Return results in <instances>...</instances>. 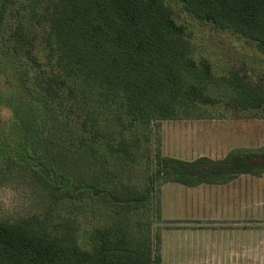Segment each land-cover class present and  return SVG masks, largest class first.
<instances>
[{"label":"trees","instance_id":"16d2710c","mask_svg":"<svg viewBox=\"0 0 264 264\" xmlns=\"http://www.w3.org/2000/svg\"><path fill=\"white\" fill-rule=\"evenodd\" d=\"M180 2L193 17L248 39L264 53V0ZM13 10L19 20L14 31L7 24ZM27 64L36 65L32 81ZM4 72L7 78L1 83L9 82L0 85V112L7 113V119L0 118V146L17 151L22 164L30 163L48 184L63 189L74 190L75 179L41 163L29 149L39 128L56 126L50 101L42 100L45 115L39 121L34 120L33 101L28 109L21 106L25 90L36 98L39 80L42 85L48 82L49 90L66 78L95 87L107 109H116V117L126 118L129 128L174 118L180 111L210 117L209 108L218 106L230 114L264 109L262 77L253 79L240 70L214 75L207 60L194 58L186 26L165 0H0L1 75ZM85 126L76 130L86 133L81 136L85 143L101 145L96 126ZM111 140L104 141L105 151L131 157L128 140L121 138L116 145ZM160 165L172 182L224 183L243 173L264 172V150H234L219 160L190 162L162 157ZM90 189L96 197L114 200L107 189ZM152 193L147 185L131 195L124 200L125 210L146 206ZM57 216L48 210L45 216L0 219V264H163L160 233L152 244L138 238L128 224H105L90 228L83 243L78 227Z\"/></svg>","mask_w":264,"mask_h":264},{"label":"rangeland","instance_id":"374dc122","mask_svg":"<svg viewBox=\"0 0 264 264\" xmlns=\"http://www.w3.org/2000/svg\"><path fill=\"white\" fill-rule=\"evenodd\" d=\"M165 2L176 20L186 26L194 58L207 60L214 75L224 77L231 71L240 70L253 79L260 76L264 80V53L253 42L193 17L180 0ZM13 13L14 10L7 24L14 31L19 20ZM8 37L9 34L5 33L4 38ZM28 67L32 81L36 65ZM37 73H40L39 69ZM6 78L5 72L0 73V85L6 87L4 83L7 85L9 80L1 83ZM77 79L66 78V83L57 84V89L50 90L48 82L42 85L39 80L40 90L36 98L25 90L22 96L26 98L20 99L25 109L32 106L33 101L35 121L44 118L42 100L51 102L56 126L39 128L32 136L36 138L32 143L33 149H29L41 163L58 174L72 176L75 179L74 190L48 184L34 166L19 161L15 156L17 151L0 146V219L20 220L34 214L45 216L49 210L51 217L62 214L70 219L78 227L83 243L90 228L95 231L105 224H128L138 238L152 244L157 233L163 237L164 230L188 223L258 227L262 238L264 172L259 175L243 173L224 183L203 182L190 186L166 179L160 163L162 157L190 162L200 158L219 160L234 150H264V109L230 114L218 106L209 108L210 117L182 114L180 111L181 115L174 118L142 128H129L124 124L128 122L126 118L119 120L116 117V109L113 112L107 109L99 90ZM56 90L59 94H54ZM225 98L226 95L222 97ZM6 114L0 112V118L7 119ZM83 124L86 125L83 127L85 130L96 126V137L101 140V145L99 142L93 145L85 143L81 136L86 133L82 129L76 131ZM121 138L132 145L130 158L105 151L103 147L106 139H112L116 145ZM147 185L152 187L153 193L146 206L125 210L124 200L144 191ZM90 187L107 189L114 200L107 195L96 197ZM241 187H244L242 192ZM229 208L236 211L234 215L227 212ZM170 243L171 240L166 247L167 264H172ZM162 248L163 243L161 252Z\"/></svg>","mask_w":264,"mask_h":264},{"label":"crops","instance_id":"0c3cea01","mask_svg":"<svg viewBox=\"0 0 264 264\" xmlns=\"http://www.w3.org/2000/svg\"><path fill=\"white\" fill-rule=\"evenodd\" d=\"M239 183L244 184V181ZM239 189L244 191V187ZM180 199L183 202V198ZM228 210L230 215L236 212ZM162 236L163 264L169 261L166 247L170 240L172 264H264V230L260 238L258 227L188 223L164 230Z\"/></svg>","mask_w":264,"mask_h":264}]
</instances>
